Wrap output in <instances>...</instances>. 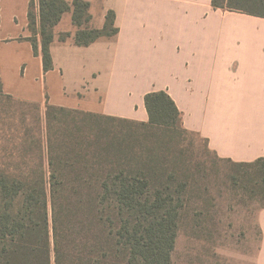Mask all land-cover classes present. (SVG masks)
<instances>
[{
  "label": "trees",
  "instance_id": "1",
  "mask_svg": "<svg viewBox=\"0 0 264 264\" xmlns=\"http://www.w3.org/2000/svg\"><path fill=\"white\" fill-rule=\"evenodd\" d=\"M34 3L27 40L44 72L52 69L53 29L65 13L77 28V46L118 33L112 11L101 29L87 27L83 0H37V26ZM211 5L264 19V0ZM0 97L12 99L1 88ZM144 106L147 122L46 103L43 127L38 118L34 126L24 119L10 125L0 147V264H174L179 223L205 166L184 146L188 135H198L183 127L166 92L146 94ZM223 160L237 171L230 179L264 202V158Z\"/></svg>",
  "mask_w": 264,
  "mask_h": 264
},
{
  "label": "crops",
  "instance_id": "2",
  "mask_svg": "<svg viewBox=\"0 0 264 264\" xmlns=\"http://www.w3.org/2000/svg\"><path fill=\"white\" fill-rule=\"evenodd\" d=\"M83 1L89 2V28L101 29L112 11L118 33L77 46V28L65 13L53 29L52 69L44 72L27 40L30 0H0L2 94L147 122L144 96L164 91L183 127L217 157L264 158V19L214 10L211 0ZM34 12L38 26L37 0ZM64 33L70 38L60 42ZM257 224L255 264H264V209Z\"/></svg>",
  "mask_w": 264,
  "mask_h": 264
},
{
  "label": "rangeland",
  "instance_id": "3",
  "mask_svg": "<svg viewBox=\"0 0 264 264\" xmlns=\"http://www.w3.org/2000/svg\"><path fill=\"white\" fill-rule=\"evenodd\" d=\"M44 111L45 106L0 97V147L11 124L24 119L30 127L38 118L43 127ZM184 146L193 150L205 172L179 223L173 263L255 264L260 239L257 215L264 207L261 195L234 183L230 177L237 171L208 150L201 137L188 135Z\"/></svg>",
  "mask_w": 264,
  "mask_h": 264
}]
</instances>
